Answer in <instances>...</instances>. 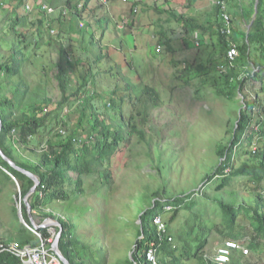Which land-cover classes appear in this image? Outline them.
Wrapping results in <instances>:
<instances>
[{
  "label": "rangeland",
  "instance_id": "rangeland-1",
  "mask_svg": "<svg viewBox=\"0 0 264 264\" xmlns=\"http://www.w3.org/2000/svg\"><path fill=\"white\" fill-rule=\"evenodd\" d=\"M211 1L148 0V3L139 2L134 5L132 1L130 4V0H107L106 3L90 0V8L93 9L83 11L82 19L76 21V30L80 36L72 34L73 40L68 37L69 40L66 41L64 34L55 32L51 38L41 37L37 47L34 46L31 24L18 25L22 28L23 36L9 31L6 33V14L0 12V61L10 54L11 47L22 48L25 59L19 76L11 78L0 75V99L11 98L12 102L5 110L10 117L19 116L37 105L49 112L48 126L41 131L39 138L33 137L24 146H10L18 160L35 164L43 142H55L73 130H84L90 123V117L93 120L99 115V118L104 117L125 130L126 125L118 118L109 99L114 80L123 89L122 77L125 71L120 65L116 66L119 58L113 61L105 57V54L111 56L107 48H112L117 55L119 49L125 53L142 81L154 87L160 97V105L151 111L144 127L143 139H137L135 135L127 140L126 154L113 167L115 172L111 188H101L94 177L85 176L82 193L73 195L69 201L45 202L42 207L31 210V217L37 225L46 222L47 218H54L58 222L69 221L73 227L71 235H75L80 243L75 252L79 254V262L82 264H128L140 237V214L150 207L154 199L166 201L186 196L189 197L180 203V208L167 210L166 205L160 213L165 219L167 241L170 242L165 249L175 256H191L188 264H213L212 257L216 248L227 240L224 237L225 227L219 225L222 211L218 202L251 209L257 204L261 205L259 196L264 190V178L257 183L256 177L242 175L231 179L229 187L223 191L214 188L219 183V177L215 175L210 182L206 179L220 163L219 152L229 143L243 107L242 93L235 94L233 98L220 93L223 81L214 61L215 57L223 56V49L215 29H212L211 35L213 46L205 39L204 43L201 42L199 38L200 45L197 46L191 40L193 35H183L184 32L180 31L177 21L180 16L186 17L192 13L199 22H204L212 8ZM238 4V0L229 2L232 10H241ZM5 5L10 7L9 3ZM52 5L57 7L58 4L52 2ZM20 8V14L26 13L25 6L21 5ZM116 8H121L120 15L114 12ZM255 9L254 0H249V11L246 12L251 15L244 20L247 30L253 24ZM132 15L139 19H136L138 21L135 22L134 33L121 34L125 29L119 30V26L125 18ZM103 33L105 35L101 37ZM189 38L193 45L191 49H184V41ZM165 39L170 43L171 51L165 49ZM79 46L85 51H80ZM29 48L38 55L37 62L30 59L26 62L25 53ZM60 48L63 52L65 48L71 54L77 50L81 55L77 58L73 56L72 65H65L68 75L65 74L63 79L68 86L63 93L77 92L76 98L71 96L67 101H62L65 96L61 94L56 74ZM100 50L105 53V59L96 63L95 56ZM81 52H84V56ZM260 53L256 52L255 60L263 64L264 57ZM172 61L178 62V65L174 66ZM186 66L192 68L186 69ZM204 66L210 72L191 77L194 67ZM89 77L93 78L92 85L95 89L91 112L82 111L81 104L76 100ZM247 87L245 90H250L252 96L257 95L264 105V82L249 81ZM59 102L60 110L51 111ZM121 111L125 117L129 115L130 107L127 102ZM254 111L252 121L264 122V110L255 107ZM55 112H59V115L56 116ZM81 115L83 116L80 117ZM59 128L66 129L67 135L58 134ZM124 135L129 136L128 133ZM41 137L43 141L40 143ZM247 149L249 148L245 145L239 150L245 154H236L235 168L243 163L256 162ZM256 183L258 187L252 188ZM155 191H159L160 196L155 197ZM18 192V182L13 177L10 181L5 180L4 185L0 184V241L20 245L31 238L23 245H37L43 241L46 247H51L57 226L48 224L40 227L46 232L45 237L37 230H32L22 217L23 199L17 195ZM238 224L246 232L247 229L251 230L250 220L245 214L238 218ZM151 225L153 227L152 222ZM23 227L27 231H21ZM199 236L205 241L197 249V254L192 255L196 252L198 245L195 240ZM240 245L246 248L245 243ZM233 253L231 264L240 253L246 256L250 254L244 253L243 249H236ZM254 260L257 261V257ZM263 260L264 256L258 263L263 264Z\"/></svg>",
  "mask_w": 264,
  "mask_h": 264
},
{
  "label": "trees",
  "instance_id": "trees-1",
  "mask_svg": "<svg viewBox=\"0 0 264 264\" xmlns=\"http://www.w3.org/2000/svg\"><path fill=\"white\" fill-rule=\"evenodd\" d=\"M89 1L90 0H84L83 2L80 0H51L48 2V0H4V2H0V12L6 14L4 18V21L8 23V26H4L6 33L9 31L14 32L16 35L23 36V34H21L23 33L21 31L22 28L18 25H25L26 23L31 24L34 31V34L32 31V35H34L35 38L34 46L37 47L41 37L45 38L46 36V38H51L55 32L64 34L67 41L69 40L68 37L72 40L67 21L68 19L70 22L72 19H82L81 15L87 8V3ZM226 1V10L231 15L229 12L231 8L228 9V4L231 0ZM26 2L29 3V11L20 14V6H24ZM52 2H56L58 4L57 7L52 5ZM255 2L256 0H254V4ZM5 3H9L10 7L5 5ZM79 3L80 6L78 7L77 4ZM42 5L51 7L53 11L49 13L46 12V10L41 9ZM153 7L157 9L156 6ZM211 7L208 13L209 18L205 19L204 22H199L196 17L192 16H180L177 21L181 28V30H179L184 32L183 35H194L195 32L200 34L202 32H210L212 35V29H215L216 33H218L219 41L221 42V48L223 49V56L219 58L215 57L216 60L214 61L217 63L215 68L223 81L220 93L227 98H233L237 93L243 94V107L238 115V120L229 143L221 148L219 152L221 161L214 172L209 174L206 178L207 182H210L212 178L217 175V177H219V183L215 185L214 188L217 189V191H223L229 187L231 179L233 180V178H238L242 175L256 177L257 183L264 178V145L254 153L250 149H247L251 157L256 161L254 164L243 163L240 167L235 168L237 158L232 160L233 145L237 140L238 133L250 125L252 116L255 113V107L258 110H264V105L258 100V96H252L250 90H245L248 88L247 84L249 81L250 83H252L253 80L264 82V63L262 64L257 59L255 60V58H252L257 51L261 52L260 55L264 57V0L257 1V13L252 19L253 24L251 28L247 30L245 25H242V23L240 24V28L242 29L240 37L242 38H238L240 35L238 33V24L234 22L233 16L231 15L229 21L226 22L220 15L221 11L219 6L213 4ZM64 10L65 13L62 12ZM236 12L237 10L234 9L233 13L235 15ZM250 15L251 13L249 14L248 12L247 14L246 12L244 19H249ZM242 16H244L243 13ZM128 25V33H131V25L127 22V19L119 26V29L124 30V27L127 28ZM51 27L52 29H50ZM200 41H203L202 34ZM200 41L197 36L193 43L199 46ZM163 43L165 49L169 51L172 50L167 39H165ZM232 46L236 48L237 54L231 61V65H228L225 56L227 50ZM10 50V54L6 55V58L0 61V75L12 78L13 76L20 75L23 60L25 59L23 58L22 48L11 47ZM31 50L32 49L29 48L26 52L27 54L25 53V55H27L25 56L26 62L29 59L32 62H37L38 55L33 51L31 52ZM101 50L95 56L96 63L105 59L106 56L113 61L119 58L118 62H116V66L119 67L120 65L125 71V75L122 77L124 82L123 89H120L118 83L114 80L113 88L109 92L110 102L113 104L118 118L126 125L125 130H123L121 125L117 127L104 117L100 116L99 118V115L93 120H91L90 117V123L84 130H73L67 135L66 129L59 128L57 133L61 136L62 134L63 136H67L55 142H43L40 146L41 153L38 157V161L35 164H28L15 158L10 146H24L27 145L33 137L36 136L39 138L44 128L48 126L49 119L47 118L49 112H45L42 106L37 105L36 107L34 106L23 111L19 116L10 117L5 109H7L9 105H12L11 98L0 99V149L7 157L13 160L16 165L34 174L38 181L35 191L27 199L31 210L42 207L45 202L69 201L73 195L82 193L84 191L83 184L85 176L94 177L101 188H111L115 172L113 167L118 160L126 154V148L128 147L127 140L135 135L137 139H143V130L149 121L151 111L160 105V97L157 90L142 81L141 76L133 69L131 61L126 58L125 53L119 49L117 50V55L116 52L113 53L112 48H107L106 50L107 52H111V56L104 53V57ZM73 56L76 58L78 57L73 53L71 54L65 48L64 52L63 49L60 48L57 54L59 60L56 73L57 81L61 94L65 96L62 101H67L71 96L76 98L77 95V92H72L71 94L63 93L68 86L66 80L64 81L63 79L64 75L67 74L65 65L73 64ZM250 62L253 63L252 67ZM172 63H175L174 66L178 65V62L172 61ZM190 68L192 67L186 66V69ZM208 72H210L208 67H194L191 71V77H199ZM243 73L247 74L242 77L241 75H243ZM92 79L93 78L89 77V80H87L85 84H81L83 88L78 93L76 99L77 103L81 104L80 108L82 111H93L91 100L95 96V89L92 85ZM82 93L83 95H81ZM120 93H122V95H120ZM125 102H127V105L130 107V113L127 117H125L121 111ZM60 108L61 102L56 104L54 110L51 111H58ZM82 111L80 110V114ZM55 114L58 116L59 112H55ZM82 116L83 115L80 117ZM124 133H128L129 136H125ZM7 139L9 144H7ZM42 141L43 138L41 137L39 142L41 143ZM237 153H239V155L245 154L239 151ZM227 167H229V172L225 173ZM11 177L18 182L19 192L17 195L23 199L33 185V181L24 173L11 167L0 156V184L4 185L5 180L10 181ZM257 183L252 186V188H257ZM67 186L70 187L67 188ZM153 195L158 197L160 196V192L155 191ZM188 197L189 196H186L182 199L176 197L167 199L166 201L154 199L150 203V207L140 214L141 225L140 230H138V235L141 236L136 241L132 259H128V264H132V260H135L138 256H140L139 259L142 260L141 256L143 251L147 248V243L154 239V229L151 225L153 217L160 214L163 207L166 205L172 206V209L180 208V203ZM259 197L261 205L257 204L256 207L252 209L242 205L232 206L229 203H224L222 201L218 202L219 209L222 211V219L219 225L226 229L224 237L227 240L233 239L242 245L245 243L246 246H244L247 248L248 252H250L248 256L240 253L241 255L234 260L233 264H259L258 262L264 256V190L261 191ZM21 213L25 222L31 226L24 203L21 204ZM242 214H245L250 220L251 230L247 229V232L244 228H240L238 224V218L242 216ZM59 223L62 227V231L58 239V249L71 264H82L79 262V254L75 252V250H78L77 247L80 243L75 235H71L73 227L70 225L69 221L60 220ZM164 223L166 225L165 219ZM21 231L25 232L27 228L23 227ZM37 232L40 233V235H44V237L47 235L41 228H37ZM30 240L31 238H27L26 241L21 242L20 245ZM195 241L198 246L196 247V252L192 255L197 254V249L203 246L205 239L199 236ZM169 243L167 239L163 241L161 251L158 254V264H179V257L165 249ZM235 251L236 250H234V252ZM232 256L228 264L232 263ZM190 257L191 256H187L186 258ZM256 257L257 261L254 260ZM0 264H20V262L18 257L13 253L0 251Z\"/></svg>",
  "mask_w": 264,
  "mask_h": 264
},
{
  "label": "built area",
  "instance_id": "built-area-1",
  "mask_svg": "<svg viewBox=\"0 0 264 264\" xmlns=\"http://www.w3.org/2000/svg\"><path fill=\"white\" fill-rule=\"evenodd\" d=\"M106 3L107 0H101ZM212 5L216 4L220 8V15L228 22L231 15L227 12L226 0H212ZM26 11H29V3L24 4ZM80 6V3L77 4ZM41 9L46 12H52L51 7L42 5ZM65 13V10L62 11ZM237 54V50L234 46L230 47L226 52V62L231 65V61ZM248 146L252 152H256L264 145V122L257 123L251 121L250 125L239 133L237 141L233 145L232 160L236 159V154L243 147ZM229 172V167L225 169V173ZM172 206H167L166 209L170 210ZM154 228V239L147 243V248L142 253V260L138 256L135 260H132V264H158V254L161 251V245L163 241L167 239L166 225L161 214H157L152 219ZM233 249H243L244 253H247V248H243L238 242L233 240H225L217 249L212 257L213 264H228ZM0 251H8L16 255L20 264H61L56 253L53 251L52 246L46 247V244L41 241L37 245L26 244L19 246L13 243H7L0 241Z\"/></svg>",
  "mask_w": 264,
  "mask_h": 264
},
{
  "label": "crops",
  "instance_id": "crops-1",
  "mask_svg": "<svg viewBox=\"0 0 264 264\" xmlns=\"http://www.w3.org/2000/svg\"><path fill=\"white\" fill-rule=\"evenodd\" d=\"M134 2V4H136V3H139V2H142V3H148L147 1L148 0H130V4H132V2ZM232 1V0H231ZM239 1V4H238V6L240 7V9L241 10H237V12H236V15L233 17L234 18V22L235 23H237L238 24V33L240 34L239 35V37L238 38H242V37H240L241 36V34H242V29L240 28V24L242 23V25H245V13H246V11H249V0H238ZM164 3V2H163ZM137 5V4H136ZM136 8H137V6H135ZM230 8V5L228 4V9ZM93 8H90V1L87 3V8L85 9L86 11H91ZM242 11V12H241ZM114 12H116L117 14L116 15H120V12H121V8H119V9H115L114 10ZM230 13H231V15L233 16V10L231 9V11H229ZM97 13V12H96ZM242 13L244 14V16H242ZM84 15V14H83ZM190 16H192V17H194L193 16V14L191 13L190 14ZM186 17H188V16H186ZM195 17H196V15H195ZM197 18V17H196ZM209 18V15L207 14V17H206V19H208ZM97 19H99V17L97 18ZM125 19H127V22L131 25V32L132 33H134V27H135V22L136 21H138L139 19H138V17L137 16H134L133 17V15H132V17H130V18H125ZM136 19H138V20H136ZM124 20V19H123ZM76 19H72L71 20V22H70V20L68 19V30H69V32H70V36L72 37V34H75V33H77V36L79 35L78 34V32H77V30H76ZM66 22V23H67ZM106 25L108 26V24L106 23ZM66 27H67V25H66ZM87 27V26H86ZM245 27H246V25H245ZM124 31L123 32H120L121 34H128V30H129V25H128V27L126 28V27H124ZM247 29V28H246ZM79 30V32H81V30H80V28L78 29ZM120 30V29H119ZM97 31V30H96ZM95 31V32H96ZM104 30H102V32H103ZM101 32V33H102ZM202 34V39H203V43H204V39H205V41L207 42V43H212V46H213V39H212V36H211V34H210V32H202L201 33ZM201 34L200 33H197V32H195V34L192 36V38H191V40L194 42V40H195V38L197 37V35H198V38L200 39L201 38ZM105 35V33H103L102 35H101V37L102 36H104ZM196 35V36H195ZM80 36V35H79ZM193 38H194V40H193ZM73 40V39H72ZM122 40V39H121ZM67 41V40H66ZM77 42V41H76ZM193 44H192V42L190 41V38L188 39V40H185L184 41V44H183V47H184V49H191V46H192ZM80 51H85L82 47H80L79 46V48H78ZM80 51H73L72 53L74 54V55H76V56H81L80 54H79V52ZM257 52H259V51H257ZM81 54L84 56V52H81ZM254 54H256V53H254ZM252 58L254 59L255 58V55H253L252 56ZM250 65H251V67L253 66V63L252 62H250ZM179 257V264H185V263H187L188 264V262L190 261V259H191V257L190 258H183L182 256H178Z\"/></svg>",
  "mask_w": 264,
  "mask_h": 264
},
{
  "label": "water",
  "instance_id": "water-1",
  "mask_svg": "<svg viewBox=\"0 0 264 264\" xmlns=\"http://www.w3.org/2000/svg\"><path fill=\"white\" fill-rule=\"evenodd\" d=\"M257 1L255 2V6H256V9H255V14L257 13ZM0 127H1V120H0ZM0 156L11 166L13 167L14 169L24 173L25 175H27L28 177L31 178V180L33 181V185L31 186L30 190L27 192V194L23 197V203L24 205L26 206V210H27V214H28V217H29V221H30V224H31V229L32 230H36L37 228H40L42 226H45V225H48V224H52V225H55L57 226V231H56V235H55V239L52 243V249L53 251L56 253L57 257L59 258V261L61 262V264H71L63 255L62 253L60 252V250L58 249V239H59V236L61 234V231H62V227L60 225V223L55 220L54 218H47L46 222L40 224V225H37L34 223L32 217H31V208H30V205L28 203V197L35 191V188L37 186V178L34 174H32L31 172H29L28 170L16 165L13 160H11L9 157H7L0 149ZM142 232V230H141ZM141 236V235H140Z\"/></svg>",
  "mask_w": 264,
  "mask_h": 264
},
{
  "label": "bare ground",
  "instance_id": "bare-ground-1",
  "mask_svg": "<svg viewBox=\"0 0 264 264\" xmlns=\"http://www.w3.org/2000/svg\"><path fill=\"white\" fill-rule=\"evenodd\" d=\"M253 153H254V152H253ZM30 225H31V224H30ZM36 230H37V229H36ZM218 247H219V246H218ZM218 247H217V248H218ZM217 248H216V249H217ZM234 250H236V249H233L232 254H233ZM231 256H232V255H231Z\"/></svg>",
  "mask_w": 264,
  "mask_h": 264
},
{
  "label": "clouds",
  "instance_id": "clouds-1",
  "mask_svg": "<svg viewBox=\"0 0 264 264\" xmlns=\"http://www.w3.org/2000/svg\"><path fill=\"white\" fill-rule=\"evenodd\" d=\"M239 133H240V132H239ZM239 133H238V136H239ZM236 141H237V140H236ZM236 141H235V142H236ZM216 176H217V175H216ZM171 209H172V208H171ZM44 243H45V242H44ZM51 246H52V245H51ZM131 259H132V258H131Z\"/></svg>",
  "mask_w": 264,
  "mask_h": 264
}]
</instances>
